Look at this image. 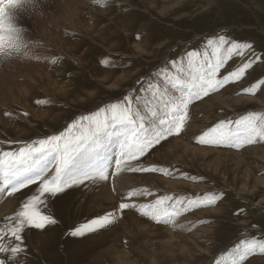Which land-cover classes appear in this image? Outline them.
<instances>
[{
  "label": "rangeland",
  "instance_id": "obj_1",
  "mask_svg": "<svg viewBox=\"0 0 264 264\" xmlns=\"http://www.w3.org/2000/svg\"><path fill=\"white\" fill-rule=\"evenodd\" d=\"M42 10L43 16L21 21L28 29L26 37L39 41L30 44L29 56L0 58V141H28L58 133L73 119L126 94L151 99L142 87L147 82L178 96L180 91L156 73L179 61L186 51L202 48L216 33L264 49V0H111L109 6L93 0H46ZM238 62L230 61L228 68ZM260 78H264V64L255 65L239 83L189 106L184 132L149 154V163L170 167L174 176L126 174L132 180L123 193L139 187L153 191L151 197L134 198L137 203L172 196L167 205L201 193L223 192L215 207L183 214L176 220L179 227L156 223L128 209L107 227L72 237L68 233L74 226L117 208L122 199L117 192L116 199H105L103 192L97 195L102 181L87 182L86 187H74L48 201L43 211L57 223L43 231L25 230L27 251L21 264H211L238 239L264 233V142L235 149L194 139L219 121L264 113V90L237 94ZM101 144L92 158L118 151V137L105 138ZM11 147L15 145H5ZM35 187L17 193V205L0 214V223L18 210L23 195ZM4 198L0 196V209ZM238 208L245 213L234 215ZM136 219L152 231L132 225ZM202 219L214 223L199 224ZM182 241H188L191 252L181 249ZM250 264H264V256L252 257Z\"/></svg>",
  "mask_w": 264,
  "mask_h": 264
},
{
  "label": "snow or ice",
  "instance_id": "obj_2",
  "mask_svg": "<svg viewBox=\"0 0 264 264\" xmlns=\"http://www.w3.org/2000/svg\"><path fill=\"white\" fill-rule=\"evenodd\" d=\"M45 2L0 0V56L27 57L30 44H39V41H30L26 37L28 29L21 21L32 16H43ZM93 3L109 6L111 0H93ZM233 60L239 62L229 69L228 64ZM56 62V59L52 60L53 64ZM257 64H264V49L258 51L250 41L230 39L227 34L216 33L204 41L202 48L186 51L179 61H171L170 66L156 73L171 88L178 89L180 95L173 96L167 87L161 90L147 82V86L142 87L151 94V99L126 94L121 100L73 119L58 133L28 141H0V196H11L32 185L36 186L23 195L18 210L0 223V264H21L22 254L27 251L25 230L43 231L49 225L56 224L57 220L45 214L43 209L49 200L69 189L86 187L87 182L110 181L112 191L117 192L116 178L125 174L174 176L170 167L149 163V154L169 137L184 132L192 103L229 84L239 83ZM222 70H225L223 74ZM261 90H264V78L255 80L237 94L256 95ZM5 115L10 116L11 113L6 112ZM113 136L118 137V151L92 158L91 154L102 146L101 142ZM194 139L199 144L235 149L264 142V113L252 112L235 121H219ZM5 145L15 147L5 148ZM119 194L122 199L117 208L85 219L74 226L68 235L84 237L94 233L114 223L118 215L122 216L128 209H134L156 223L179 227L176 224L178 217L195 209L215 207L224 198L223 192H208L199 194L197 198H187L186 201L185 198L176 199L166 205V202L172 201V196L137 203L134 198L154 195L146 187L134 188L126 193L121 191ZM244 213V208H238L233 214L240 216ZM198 223L214 221L202 219ZM254 256H264V233L238 239L230 249H223L213 257L211 264H250Z\"/></svg>",
  "mask_w": 264,
  "mask_h": 264
},
{
  "label": "bare ground",
  "instance_id": "obj_3",
  "mask_svg": "<svg viewBox=\"0 0 264 264\" xmlns=\"http://www.w3.org/2000/svg\"><path fill=\"white\" fill-rule=\"evenodd\" d=\"M197 126H198V123L197 124L194 123V127H197ZM131 180L132 179L129 176H127L126 174L125 175H122L121 177H117L116 178V187L118 189L117 193H120L122 190L126 189L128 187V185L131 184ZM102 183H103L102 189L98 193H96V194L99 195V194H101V192H103L102 197H105V199H107V198H112V199L114 198V199H116V197H114L115 196L114 195L115 193L112 191L111 187L109 186V185H111L110 182L102 181ZM99 184H101V183H99ZM171 185L174 186V183L169 182V186H171ZM5 197H6V199L5 198H4V200L1 199L3 201V204L4 205H2L3 207H1V209H0V214L3 211H6V209H8V211L13 210L14 205H17L16 203L19 201L18 200V197H17V193L12 194L11 196L5 195ZM17 209H18V206H16L15 211ZM137 224H141V223H139L138 220L137 221H134V223H132V225H137ZM129 225H130V223H129ZM141 225H145V224L142 223ZM125 226H127V224ZM130 227L131 226H129L128 228H130ZM143 228H144V231H152V229H151V227L149 225H145V226H143ZM170 233L172 235H174L172 232H170ZM186 242H188V241H185V242L182 241L181 242V247H182L181 249H186L188 252H191V245L190 244H187ZM126 253H127L126 251H123L122 254L126 255Z\"/></svg>",
  "mask_w": 264,
  "mask_h": 264
},
{
  "label": "clouds",
  "instance_id": "obj_4",
  "mask_svg": "<svg viewBox=\"0 0 264 264\" xmlns=\"http://www.w3.org/2000/svg\"><path fill=\"white\" fill-rule=\"evenodd\" d=\"M0 58H2V59H8V58H9V56H7V55H4V56H0Z\"/></svg>",
  "mask_w": 264,
  "mask_h": 264
}]
</instances>
